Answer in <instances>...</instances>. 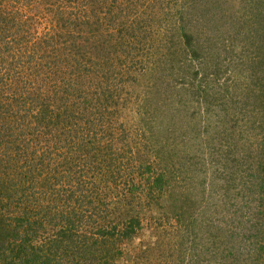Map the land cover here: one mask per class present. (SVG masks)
I'll return each mask as SVG.
<instances>
[{
	"label": "trees",
	"instance_id": "trees-1",
	"mask_svg": "<svg viewBox=\"0 0 264 264\" xmlns=\"http://www.w3.org/2000/svg\"><path fill=\"white\" fill-rule=\"evenodd\" d=\"M233 2L0 0V264H264V0Z\"/></svg>",
	"mask_w": 264,
	"mask_h": 264
},
{
	"label": "rangeland",
	"instance_id": "rangeland-1",
	"mask_svg": "<svg viewBox=\"0 0 264 264\" xmlns=\"http://www.w3.org/2000/svg\"><path fill=\"white\" fill-rule=\"evenodd\" d=\"M225 1H227L228 3L229 2H233V3H236V2H238V0H225ZM241 1V0H240ZM142 92V91H141ZM163 107H164V105H162ZM195 106V105H194ZM195 108H197V107H195ZM179 114V115H178ZM175 116L176 117H174L173 119H174V121H175V123L178 125V126H182V127H184V128H192L193 126H194V124L197 122V121H201L200 119H202V118H198L196 121H194V122H186V118H188L189 116H190V114L188 113V111H187V109L186 110H183V109H180V113H176L175 112ZM163 119H164V117H163ZM166 119V118H165ZM164 119V120H165ZM159 121H162V119L160 120V118H159ZM134 122L136 123V121H135V119H134ZM161 124V123H160ZM201 125H202V121H201ZM200 124H197V126H196V128L198 129V133H201V131H200V126H201ZM185 140L187 141L188 140V138H185ZM178 142H180L179 140L178 141H174L173 139H171V140H169V141H166L165 143L166 144H168L169 146H171V148H173V149H175V152H174V156H178V157H181V155H185V153H184V150H186L187 148L185 147V146H182L180 143H178ZM203 149H205V148H202V150ZM204 154H206V153H204ZM182 158H184V157H182ZM181 158V159H182ZM200 158H201V155H198L197 156V161H199L200 160ZM178 161V160H177ZM177 161H175V162H177ZM190 175L191 174H189V175H184V177H190ZM183 177V178H184ZM188 177V178H189ZM208 264H210V262L208 263Z\"/></svg>",
	"mask_w": 264,
	"mask_h": 264
}]
</instances>
